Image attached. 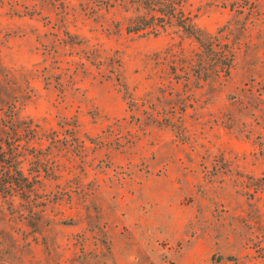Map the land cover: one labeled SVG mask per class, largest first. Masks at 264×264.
Returning a JSON list of instances; mask_svg holds the SVG:
<instances>
[{
    "label": "rangeland",
    "instance_id": "1",
    "mask_svg": "<svg viewBox=\"0 0 264 264\" xmlns=\"http://www.w3.org/2000/svg\"><path fill=\"white\" fill-rule=\"evenodd\" d=\"M134 2L0 0V264H264V0Z\"/></svg>",
    "mask_w": 264,
    "mask_h": 264
},
{
    "label": "trees",
    "instance_id": "2",
    "mask_svg": "<svg viewBox=\"0 0 264 264\" xmlns=\"http://www.w3.org/2000/svg\"><path fill=\"white\" fill-rule=\"evenodd\" d=\"M138 4L145 15L137 16L130 24V32L133 34H156L158 31L171 22H175L180 26L188 35L194 37L196 41L200 42L201 38L198 31L191 23L192 19L185 16L181 10V5L184 0H134ZM245 3H247L245 1ZM239 4V3H238ZM242 4L238 5L239 12L244 10ZM221 72V71H220ZM218 72V73H220ZM227 74V70L223 71Z\"/></svg>",
    "mask_w": 264,
    "mask_h": 264
},
{
    "label": "crops",
    "instance_id": "3",
    "mask_svg": "<svg viewBox=\"0 0 264 264\" xmlns=\"http://www.w3.org/2000/svg\"><path fill=\"white\" fill-rule=\"evenodd\" d=\"M263 227H264V222H263ZM248 235L249 237L260 241V246L264 248V232H250ZM247 249L250 250V252H252V248H247Z\"/></svg>",
    "mask_w": 264,
    "mask_h": 264
}]
</instances>
